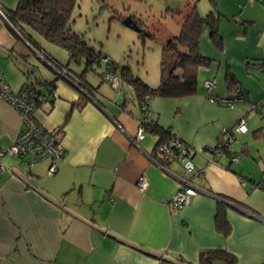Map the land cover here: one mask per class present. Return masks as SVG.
I'll return each mask as SVG.
<instances>
[{"label": "crops", "instance_id": "crops-1", "mask_svg": "<svg viewBox=\"0 0 264 264\" xmlns=\"http://www.w3.org/2000/svg\"><path fill=\"white\" fill-rule=\"evenodd\" d=\"M19 1L0 0V5L13 9ZM196 7L199 13L215 9L220 15L221 53L231 34L262 44L264 57V0H214V7L210 0H199ZM15 31L0 18V74L14 92L53 83L51 102L40 104L35 117L59 136L66 155L53 175L48 161L29 169L13 157L0 160L5 169L0 178V264H206L200 253L213 250L232 255L234 264L264 263L261 145L256 150L251 144L240 150L230 146L232 155L241 153L237 164L227 153L216 158L217 164L207 161L221 130L245 116V104L259 102L264 87L254 99L244 88L247 102L232 108L209 101L205 87L192 97L149 101L147 119L184 142L195 170L203 172L192 178L194 193L178 210L166 199L179 189L181 166L162 169L153 162L154 135L145 132L137 145L132 143L142 117L132 89L122 81L114 87L105 78L95 99L82 102L87 96L57 76L43 54ZM26 33L53 62L78 72L65 50L27 28ZM215 83L211 95L229 96ZM21 129L19 113L0 99V148L10 147ZM237 137L247 141L249 130ZM141 177L148 182L143 192L136 187ZM217 196L233 203L226 208V237L215 228Z\"/></svg>", "mask_w": 264, "mask_h": 264}, {"label": "trees", "instance_id": "trees-1", "mask_svg": "<svg viewBox=\"0 0 264 264\" xmlns=\"http://www.w3.org/2000/svg\"><path fill=\"white\" fill-rule=\"evenodd\" d=\"M198 1L191 0L188 2L185 12L181 10L172 12L181 16L180 29L178 34L171 37L170 42L162 48L159 63V83L156 88H150L144 84L127 67L117 68L107 57L96 53L81 36L71 30V13L77 0H20L13 9L0 5V11L21 38L29 43L34 50L43 54L48 62L55 63L46 54L42 53L38 45L26 33V28L48 43L67 52L69 62L74 66L77 65L82 70L81 73L69 70L74 77L73 83L87 96L81 99L82 102L87 99H95L100 83L92 85L87 79V74L90 72L95 73V69L100 66L102 58H107L109 64H105V72L96 74L98 81L105 80L106 73L109 71L116 73L121 81L132 89L143 114L142 107L147 106L151 99H184L197 95V72L210 63V59L203 57L199 50L200 37L205 27L209 30V40L215 49L219 52L223 50V41L219 32L220 15L215 9H211L207 14L201 16L196 7ZM210 2L214 7V0H210ZM134 23L140 28L136 21ZM225 82L228 89L233 91L225 98H242L243 101L247 102L246 92L228 66L225 67ZM37 86L42 87L46 93L48 98L46 103L51 102L54 93L53 83H39L28 87ZM212 89L210 91L206 90V98H224L211 95ZM146 95L149 99L145 103L144 97ZM140 122L144 125L145 132L157 138L151 156L152 159H156L155 152L157 148L168 144L171 139L176 137L171 134L169 129L162 128L157 120L151 121L145 119L142 115ZM255 133L258 134L257 136L264 138V127L255 130ZM226 153L232 155L228 151ZM240 180L244 182L243 178H240ZM216 198L218 200L214 219L215 228L221 235L226 237L230 233L226 208L228 204L233 205V203L222 196ZM200 258L206 264H211L214 260L224 261L225 264H234L235 261L232 255L218 250L201 252Z\"/></svg>", "mask_w": 264, "mask_h": 264}, {"label": "rangeland", "instance_id": "rangeland-1", "mask_svg": "<svg viewBox=\"0 0 264 264\" xmlns=\"http://www.w3.org/2000/svg\"><path fill=\"white\" fill-rule=\"evenodd\" d=\"M186 5L185 0H77L71 13V30L117 68L127 67L144 84L156 88L162 48L180 29L181 16L172 12H185ZM208 12L201 11L199 14L204 16ZM128 18L136 21L143 33L126 27L123 21ZM240 32L242 34V30ZM262 48V44L256 46L254 41L248 43L229 34L224 52L221 53L210 42L209 30L205 27L200 37L199 50L203 57L210 59V63L198 70L197 88L204 89L207 81L214 84L216 81L218 88L232 94L233 91L228 89L225 82L224 68L228 65L242 88L252 96L251 99L259 97L264 87V57L260 54ZM100 62L95 73L87 74L88 81L93 85L100 83L96 74L106 70L105 63L102 60ZM75 68L77 73L82 72L77 65ZM245 105V124L249 138L241 141L237 137L238 141L232 146L240 150L242 144H251V148L256 150L258 143L264 153V138L255 133V130L264 127V109L259 112L249 111V104Z\"/></svg>", "mask_w": 264, "mask_h": 264}, {"label": "built area", "instance_id": "built-area-1", "mask_svg": "<svg viewBox=\"0 0 264 264\" xmlns=\"http://www.w3.org/2000/svg\"><path fill=\"white\" fill-rule=\"evenodd\" d=\"M0 15L3 14L0 11ZM4 17V16H3ZM5 18V17H4ZM105 64H109L107 58H102ZM57 76H62L74 82V77L70 73L68 67H63L55 63L47 61ZM107 80L111 82L114 87L121 84V79L115 73L109 71L106 73ZM205 89L210 91L215 84L207 81ZM0 99L14 108L20 116L22 129L16 137L12 145L8 148H0V160L5 157H13L20 161L27 168L31 169L40 162L48 161V174L53 175L57 171V167L65 158L66 151L59 138L55 133L46 131L36 121L35 112L37 107L46 103L47 95L40 86L28 87L21 89L18 92L12 89L5 83L0 74ZM145 103L148 101V95L144 97ZM209 101L218 104L222 107L232 108L236 103H246L242 98H207ZM264 109V94L261 100L257 103L249 105V111L259 112ZM143 117L147 119L148 105L142 107ZM245 124V116L240 118L231 128H223L217 136L215 145L209 149L212 157L208 161L217 164L216 158L224 155L230 146L236 142L238 135L247 133ZM145 127L142 122L139 123L135 138L132 143L137 145L144 137ZM156 159H152L162 169H167L173 163L181 166V176L179 178L178 191L166 199V203L173 206L175 209L182 210L185 208L191 199L194 191L191 189V181L195 176L202 177L203 172H197L190 157V149L188 146L177 138H173L166 145H161L155 152ZM230 163L239 161V157L231 155L229 157ZM5 173L4 167L0 164V178ZM241 184H244L240 180ZM148 182L146 178L141 177L136 182V187L140 192L146 190Z\"/></svg>", "mask_w": 264, "mask_h": 264}, {"label": "water", "instance_id": "water-1", "mask_svg": "<svg viewBox=\"0 0 264 264\" xmlns=\"http://www.w3.org/2000/svg\"><path fill=\"white\" fill-rule=\"evenodd\" d=\"M0 18H2L3 20H5V22L7 23V25L13 30V31H15L14 30V28L11 26V25H9V23L7 22V20L2 16V15H0ZM123 24L126 26V27H128V28H131L132 30H135V31H137V32H141V30H140V28L130 19V18H128V19H126V20H124L123 21ZM15 33L17 34V35H19L16 31H15ZM19 37H20V35H19ZM170 41H168L167 43H169ZM29 45V44H28ZM30 46V45H29ZM31 47V46H30ZM46 63H47V61H45ZM47 65H48V67L53 71V69L50 67V65L47 63ZM54 72V71H53ZM59 77H62V76H59ZM62 78H64V77H62ZM64 79H66V78H64ZM67 80V79H66ZM68 82H69V80H67ZM70 84H74L73 82H70ZM77 87V86H76ZM78 88V87H77ZM79 89V88H78ZM79 91H81L80 89H79ZM211 154V153H210ZM211 157H212V154H211ZM210 157V158H211ZM209 160V158L207 159V161ZM179 178L180 177H178L177 178V180H178V182H179ZM229 206H231V204H229ZM233 206V205H232ZM211 264H225L223 261H220V260H214V261H212L211 262Z\"/></svg>", "mask_w": 264, "mask_h": 264}]
</instances>
